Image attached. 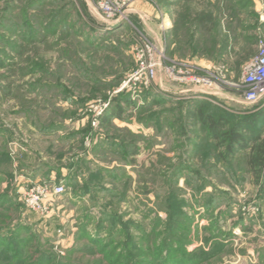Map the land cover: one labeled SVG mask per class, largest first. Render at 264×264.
Wrapping results in <instances>:
<instances>
[{"label": "rangeland", "instance_id": "374dc122", "mask_svg": "<svg viewBox=\"0 0 264 264\" xmlns=\"http://www.w3.org/2000/svg\"><path fill=\"white\" fill-rule=\"evenodd\" d=\"M99 1L0 0V264H264V99L229 84L264 0H134L114 23ZM138 36L168 59L119 91ZM170 64L218 87L188 91ZM44 180L65 183L46 215L20 200Z\"/></svg>", "mask_w": 264, "mask_h": 264}, {"label": "built area", "instance_id": "2783aa9c", "mask_svg": "<svg viewBox=\"0 0 264 264\" xmlns=\"http://www.w3.org/2000/svg\"><path fill=\"white\" fill-rule=\"evenodd\" d=\"M134 0H100L96 7L101 11L103 19L109 22L129 21L131 2ZM124 21V22H125ZM138 36L136 45V55L139 66L128 80L119 89L124 90L131 87L132 84L139 86H148L157 81L159 71L164 66L168 57L161 45ZM175 63V61H174ZM180 64V63H177ZM176 65V63H175ZM185 67L187 65H184ZM195 69H198L197 67ZM170 64L166 67L173 79L177 82L192 85L193 88L186 90H201L213 92L218 87L214 79L206 74L191 71L189 68L179 69ZM232 87L242 92L244 100L248 103H258L264 99V29L257 42V52L246 63L243 71V80L229 82ZM65 191L63 181H39L32 182L30 185L21 189L20 200L29 209L41 214H50L58 197Z\"/></svg>", "mask_w": 264, "mask_h": 264}, {"label": "trees", "instance_id": "16d2710c", "mask_svg": "<svg viewBox=\"0 0 264 264\" xmlns=\"http://www.w3.org/2000/svg\"><path fill=\"white\" fill-rule=\"evenodd\" d=\"M197 116L209 122L208 118H206L204 114H199ZM209 124L213 127L214 131L221 130L224 126L219 121H211L209 122ZM228 133L231 136L232 143L229 144V150L232 153L236 151V145L240 144V146H246V140L242 133H238L236 131H229ZM250 162L254 168H260L264 170V141L262 143H256L254 145Z\"/></svg>", "mask_w": 264, "mask_h": 264}]
</instances>
